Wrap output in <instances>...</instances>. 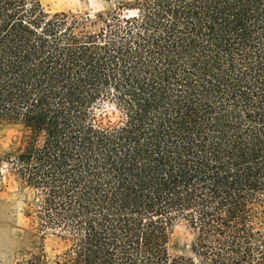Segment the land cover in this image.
<instances>
[{"label":"trees","instance_id":"trees-1","mask_svg":"<svg viewBox=\"0 0 264 264\" xmlns=\"http://www.w3.org/2000/svg\"><path fill=\"white\" fill-rule=\"evenodd\" d=\"M130 10L0 0V124L24 131L7 163L68 244L16 264H264V0Z\"/></svg>","mask_w":264,"mask_h":264},{"label":"rangeland","instance_id":"rangeland-1","mask_svg":"<svg viewBox=\"0 0 264 264\" xmlns=\"http://www.w3.org/2000/svg\"><path fill=\"white\" fill-rule=\"evenodd\" d=\"M49 14L59 12L91 18L102 14H129L136 0H41ZM112 114L114 109L107 107ZM117 115V113H116ZM24 131L19 125L0 124V264H16L27 251L43 243L49 257L64 253L68 244L60 230H38L35 212L39 196L36 191L24 187L15 176L7 157H13L22 146ZM193 232L183 220L177 221L171 230L170 250L173 256L190 255Z\"/></svg>","mask_w":264,"mask_h":264}]
</instances>
